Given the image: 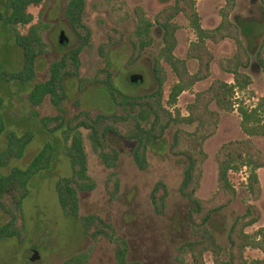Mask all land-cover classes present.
Listing matches in <instances>:
<instances>
[{
	"label": "trees",
	"instance_id": "1",
	"mask_svg": "<svg viewBox=\"0 0 264 264\" xmlns=\"http://www.w3.org/2000/svg\"><path fill=\"white\" fill-rule=\"evenodd\" d=\"M42 0H10L9 14L0 12V21L12 25H27L32 15L27 11L30 5ZM219 9L220 21L214 27H204L198 11L197 0H173L149 19L141 8L135 12L133 29L127 33L112 28L107 32L106 41L98 48L100 57L108 58L112 51L127 44L131 49L128 63L136 61L147 49L155 44L154 31L161 36V45L152 52V74L156 87L143 94H127L115 86L113 75L108 68H99L91 79L79 78L81 67L80 54L90 46L91 31L83 22L86 0H68L64 16L76 35L77 44L65 50L58 60L49 67V77L31 85L28 94L34 105H39L46 96L56 106L66 99L65 80L78 78L79 87L93 82L107 89L110 101L116 111L100 112L91 115L80 110L67 115L64 110L57 115L41 118L44 128L51 133L60 131L65 140V153L70 161L71 175L60 178L55 186L58 202L65 216L76 219L85 236L94 240L106 238L112 241L114 264H143L140 261H128L129 245L123 236L117 235L113 225L95 213L80 214V192H91L96 182L89 174L86 141L98 155L107 169H114L120 158L119 150L110 142L112 137L135 143L132 158L138 169L148 167L149 152L162 143L172 125L184 123L194 125L192 131L176 128L169 145V153L185 161L178 192L188 201L186 224L194 232L192 239L185 240L177 247L174 257L178 264H208L205 254L211 255V264H264V257L248 259L247 249L264 252V228L248 232L261 218V212L255 203H248L244 212L236 215L227 232L228 247L224 248L217 240L213 228L215 217L227 209L237 197V189L230 178L231 173L245 171V188L252 201L261 197V184L258 170L264 169V152L256 145L254 138H264V97L248 104L242 95L252 83L251 77L243 71L251 63V56L241 38L238 25L231 19L236 0H223ZM264 6V0H259ZM186 18L193 33L184 58L175 54L177 32L180 24L177 17ZM43 26V25H42ZM41 25H31L26 34H16L15 43L22 50V67L12 73L3 74L7 81H17L22 85L30 83L35 76L36 61L47 51L43 41ZM224 40L234 43L233 54L221 57L218 61L223 72L231 74L232 82L220 78L213 79L203 90L195 92L194 99L186 106L187 113L181 115L173 111L179 96L192 89L198 82L208 79L212 74L211 65L215 59L209 42L218 44ZM126 41V42H125ZM195 60L197 68L191 72L188 61ZM255 60L264 71V35L256 51ZM167 64L176 77L164 100V84ZM3 97L0 96V109ZM237 111L239 126L244 136L222 143L214 154L217 177L216 189L207 199L197 195L203 175V165L208 158L204 143L218 130L222 113ZM3 117L0 114V133L4 130ZM34 133L27 131L18 136L9 132L7 146L0 153V167L6 166L11 159L23 155ZM53 156L52 144L46 142L40 152L34 156L25 169L13 168L7 174L0 175V211L6 217L0 222V239H23L25 218L23 201L29 193L28 182L38 172L48 169ZM120 188L117 172L111 171L105 181V189L114 198ZM169 196L167 185L157 181L150 192L153 210L163 215ZM198 230V232H197ZM200 230V231H199ZM226 250L227 256H224ZM88 254L79 252L69 256L61 264H86Z\"/></svg>",
	"mask_w": 264,
	"mask_h": 264
},
{
	"label": "rangeland",
	"instance_id": "2",
	"mask_svg": "<svg viewBox=\"0 0 264 264\" xmlns=\"http://www.w3.org/2000/svg\"><path fill=\"white\" fill-rule=\"evenodd\" d=\"M9 1L0 0V12L9 14ZM68 0H42L30 5L27 11L32 20L27 25H12L0 21V96L3 104L0 114L3 117L4 130L0 133V153L7 146L9 132L18 136L27 131L34 133L33 139L26 146L19 158H13L6 166L0 167V175L7 174L13 168L25 169L31 160L43 148L46 142L52 144L53 156L48 169L32 176L28 182L29 193L23 201L25 229L23 239H0V264H61L69 256L86 252V264H114V248L112 241L106 238L96 240L85 236L76 219L64 215L58 202L55 186L60 178L71 175L70 161L65 153V140L62 133L48 132L42 125L41 118L47 115H57L64 110L67 115H73L80 110H86L91 115L100 112H112L118 108L110 101L107 89L88 82L79 87L78 78L69 77L65 80L66 99L56 106L48 96L39 105L30 102L28 94L31 85L42 82L49 77L50 64L58 60L62 53L77 44L76 35L71 30L64 16ZM173 0H86L83 22L91 31L90 46L85 47L80 54L81 67L79 78L91 79L97 69L108 68L113 75L116 87L127 94H143L155 89L156 83L152 74V52L161 45V36L155 29V44L153 49H147L134 62L128 63L131 49L127 44L116 47L108 58L100 57L98 48L106 41L107 32L112 28L122 29L125 35L133 29L135 12L141 8L145 15L153 20L155 15ZM223 0H197V7L202 19V25L210 28L220 21L219 9ZM231 19L238 25L241 38L251 56V63L243 71L247 73L252 83L242 94L248 104H253L264 97V71L255 60L256 51L264 35V6L259 0H236V6ZM177 21L180 29L177 32V47L175 54L185 57L193 33L188 27L184 16L179 15ZM31 25H43L40 33L47 43V51L37 59L35 76L25 85L17 81H7L3 74L16 72L22 67V50L15 43L16 34H26ZM63 33L65 43L60 42ZM126 42V41H125ZM209 47L215 55L211 65V76L198 82L192 89L183 92L172 108L181 115L187 113L186 106L193 101L195 92L205 89L213 79L220 78L232 82L231 74L223 72L218 64L221 57L230 56L234 51V43L224 40L218 44L209 42ZM166 70L164 84V100L176 77L170 67L163 63ZM188 68L194 72L197 68L195 60L188 61ZM140 76L139 82L132 78ZM240 117L237 111L222 113L217 132L204 143L208 154L203 165V175L197 195L207 199L216 189L217 170L214 154L224 142L239 139L244 136L239 126ZM194 125L180 123L172 125L161 144L149 152L148 167L138 169L132 158L133 141H125L112 137L110 142L119 150L120 158L117 167L107 169L98 155L86 141L89 174L96 182L91 192H80V214L95 213L111 223L117 235L126 238L129 251L128 261H140L143 264H178L174 257L177 247L185 240L192 239L194 232L186 224V212L189 207L187 200L182 198L178 188L182 179L185 161L169 153V145L176 128L188 131ZM256 145L264 152V138H254ZM111 171L118 173L120 188L118 194L111 198L105 189V181ZM262 192L257 201H252L245 188L246 173H231L230 178L237 189L236 200L213 221V228L218 242L227 249V232L236 215L244 212L248 203H255L260 212V220L252 227V232L264 228V169L258 170ZM157 181H163L169 190L166 209L163 215H157L151 203L150 192ZM6 217L0 211V222ZM200 231V230H199ZM198 232V230H197ZM33 250L39 257L32 260ZM224 256H227L226 250ZM248 259L262 258L264 252L257 249H247ZM205 260L211 264V255L205 254ZM185 264H190L186 257Z\"/></svg>",
	"mask_w": 264,
	"mask_h": 264
},
{
	"label": "water",
	"instance_id": "3",
	"mask_svg": "<svg viewBox=\"0 0 264 264\" xmlns=\"http://www.w3.org/2000/svg\"><path fill=\"white\" fill-rule=\"evenodd\" d=\"M59 39H60V42H61V43H65V42H66V39L63 38V33L60 34ZM132 81H133V82H139V81H140V76H135V77H133V78H132ZM38 257H39L38 251H37V250H33V254H32V256H31V259H32V260H36Z\"/></svg>",
	"mask_w": 264,
	"mask_h": 264
}]
</instances>
